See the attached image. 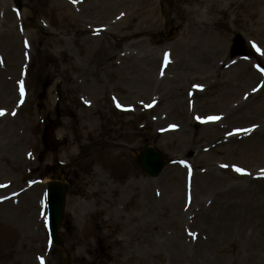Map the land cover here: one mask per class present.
<instances>
[{
	"label": "rangeland",
	"instance_id": "rangeland-1",
	"mask_svg": "<svg viewBox=\"0 0 264 264\" xmlns=\"http://www.w3.org/2000/svg\"><path fill=\"white\" fill-rule=\"evenodd\" d=\"M111 1L100 12L81 17L63 2L50 7L21 0V18L28 29L23 31V47L30 61L20 74L8 64L5 72L0 68V89L3 84L13 87L8 100L0 99L4 113L0 115V194L13 192L1 199H9L14 210L11 222L0 219V264H23L34 258V264L41 260L43 264H264V75L257 68L264 66V44L252 41L247 46V39L259 34L228 23L223 52L227 62L220 66L221 76L196 69L174 76V66L167 71H150L146 66L149 57L161 66L160 58L169 52L174 61L184 55L181 27L163 17L157 29L118 44L111 67L120 70L108 74L104 69L108 64L101 65L100 58L104 43L75 39L64 26L67 19L79 17L99 21L103 27L114 16L108 12L114 6ZM180 1L157 0L156 6L173 10L174 18L175 9L187 7ZM256 2H262L257 14L252 19L246 14L243 20L264 17V0ZM220 7L226 8V3ZM193 11L205 14L206 9L193 7ZM222 15L204 17L217 33L223 28L214 23L222 21ZM97 28L93 26L91 33L87 28V34L94 35ZM236 36L242 46L234 52ZM106 41L113 45V39ZM3 48L0 44V57L5 56ZM123 54L140 58L143 64L132 73L120 61ZM238 59L244 62L236 68L239 76L226 75L231 70L235 74L234 67H225ZM248 77L253 81L238 90L236 82ZM142 79L150 85L154 82L152 89L142 90ZM217 81H229V93ZM144 97L148 103L143 105ZM178 98L187 105L176 106ZM117 101L123 105H113ZM232 109L241 113L232 124L226 122L228 132L223 127L225 134L210 137L211 130L201 124L204 118H223ZM157 117L166 132L154 137ZM214 124L217 131L224 125ZM248 128L255 131L249 140L243 133L232 137ZM146 147L170 160L157 178L143 174L134 162L133 153ZM26 156L31 163L25 162ZM113 171L121 172L117 177L127 172L133 176L120 184L112 180ZM51 178L69 184L60 229L65 252L50 245L46 230L43 182ZM24 192L39 193L32 206L18 197ZM99 195L105 200L100 205L95 202ZM229 201L245 205L250 216L252 211L257 214L242 229L245 236L232 234L211 241L201 216L216 217V205ZM27 233L34 238L21 244ZM199 245H206V250H199Z\"/></svg>",
	"mask_w": 264,
	"mask_h": 264
},
{
	"label": "bare ground",
	"instance_id": "bare-ground-1",
	"mask_svg": "<svg viewBox=\"0 0 264 264\" xmlns=\"http://www.w3.org/2000/svg\"><path fill=\"white\" fill-rule=\"evenodd\" d=\"M40 1L47 3L50 7H54L63 2L65 5H69L70 8L77 10L81 17L86 16V14L92 15L95 11L100 12L99 10L104 4H107L108 6L110 5L109 0H36V3ZM156 1L157 0H112L111 2H113L114 6L111 8L112 10L109 9L108 12L110 13L113 11V18L107 21V23L103 25V29L97 30L94 35H88V29L91 33L93 26L101 28L99 21H85L79 17L67 19V22L64 26V31L73 32L75 34V39L82 37L86 43H104L100 57L102 64H100H108L107 66H104V69L108 74H112V71L117 72L120 70L111 67L113 66L111 61L116 57L115 53L117 52L118 44L128 39H134L136 36L142 33L151 32L157 29L161 25L163 17L167 18L169 21H175V23L181 27L180 45L184 50V55L179 60H175L173 63H168V65L166 64L165 66H159V62H156L155 57H149L147 59L146 66L150 71L154 69L157 71L159 68L163 69V71H167L169 68L174 66L176 70L175 73L173 72L174 76H179L180 73H185L186 69L191 71L193 69L202 70L204 73L214 71L215 76H221L220 66L224 67V63L227 62L223 52L226 51L225 47L228 43V23H232L233 26H237L239 29L248 34H259V36H253L251 39L248 38L247 46L251 45L252 41L257 46L264 44V17L259 15L256 21L251 20L252 17H254V13L257 14V6L261 5L262 2L255 3V0H181L180 2L185 4L187 7L184 9H175V17L173 18L171 16L173 10L165 9L162 6H156ZM85 2H87V4H85ZM0 3L2 6L0 9V44L3 45L5 52V56L0 57V68L2 72H5L6 65L8 64L12 69L11 71L15 70L20 74L24 63L30 61V57L23 47V31L25 33L28 29L26 23H24V19H17L15 14L12 13L9 0H1ZM223 3H226V8L220 7V5ZM193 7H205L206 12L205 14H199V11H193ZM208 14L213 16L223 14L222 16L224 19L222 21L215 23L214 21L212 22L214 24H220V26L223 28L221 31H219V33L215 32L211 28L210 24L205 21L204 17H206ZM246 14H248L251 19L248 18L249 20H243L241 18ZM22 16L24 18V13H22ZM209 21L211 22V20ZM253 26L255 29H252ZM106 38L113 39V45L110 46L107 44ZM52 42L57 43L59 41L57 39L53 40ZM120 61L122 65L132 73H134L139 65L141 66V64H143V61L140 60V58L132 55L127 57L123 56V58H120ZM242 64L244 65V62L240 59H238L236 62H232V64L228 65L227 68L225 67V69L230 70L234 67L233 70L235 71V74H233L231 70L230 72H226V75L229 74L239 76L236 68ZM143 79H147L149 81V78L143 77ZM143 79L142 82L144 85L141 87V89L148 90L149 86L151 87L150 89H152L154 82L152 85H150L149 82ZM252 81L253 80L248 77L242 82L237 81V85H235V87L238 88V90H241L242 88L249 86ZM217 83L219 86H223L225 89H227L231 84L229 81H217ZM3 87L4 88L0 89V99H2V102L8 100L13 93V87L11 86V83L8 85L3 84ZM227 91L229 93V89H227ZM145 94L146 92L144 95ZM246 96L250 98L252 94H247ZM144 99H146V97L142 99L143 105L148 103V101L144 102ZM179 99L180 98L176 99L177 103L174 101L176 106L182 108V105L179 104L187 105L186 101L183 102V100L180 101ZM194 99L197 100V97H194ZM115 103L117 105H123L120 101ZM244 107L240 109H243ZM240 109L228 110V114L225 117L221 118L219 121H216V123L218 122L217 125L220 123L224 124L219 126V131L215 129V124L206 125V129H208V131L211 130L210 132H213V134H210V132L207 134H209L211 137L212 135H216L218 132H220L222 135L225 134L224 131L227 133L228 128L226 122H228V124H232L231 122L234 121L235 116L241 113V111L239 112ZM160 122L161 121L158 117L155 118L154 123L156 127L154 133L152 134L154 137L161 136V134L166 132L165 126L160 124ZM254 134L255 131L253 132L250 130V132L246 134L247 137H249L247 140H249ZM261 138V143H263L264 134H261ZM25 162L31 163L29 157H25ZM17 164V166H19L22 163L18 160ZM115 174H121V172L113 171L112 173V180L120 184H123L128 178L133 176L131 172L124 173L121 175V177H117ZM4 190L7 191L6 188H4ZM0 193H3V191H0ZM3 195L4 194H0V196ZM38 196L39 193L37 194L34 192H24L18 195V197H22L23 200H26L30 206H32L35 202L34 198H37ZM85 197L91 198L90 194H85ZM86 201L89 202L90 200ZM104 201L105 200L101 195H99V197L95 200L98 205L102 204ZM74 202L78 210L80 208L79 203L76 201ZM230 202L231 201H229V203L225 202L222 206L216 205V208L219 209L216 217L210 218V216L206 214L201 216V221H203L206 225V229L204 231L208 234V238L211 241H215L220 237L227 238L232 234L236 236L238 235V237L245 236L242 229L246 227L245 225L250 223V220H253L252 217H255L257 214L255 211H252L250 216L251 210H249L247 207H243L245 205ZM0 210H3L0 215V219L11 222L9 221V216L12 215L14 210L9 199L0 200ZM37 214L38 210L36 212V215ZM215 228L216 230H213ZM25 238L30 240L34 238V235L29 233L24 235L21 244L25 242ZM206 248V245H199V250L205 251ZM34 262L35 258L23 261V264H34Z\"/></svg>",
	"mask_w": 264,
	"mask_h": 264
},
{
	"label": "water",
	"instance_id": "water-1",
	"mask_svg": "<svg viewBox=\"0 0 264 264\" xmlns=\"http://www.w3.org/2000/svg\"><path fill=\"white\" fill-rule=\"evenodd\" d=\"M137 162L142 170L151 176L158 174L163 165L161 156L155 154L151 149H147L141 153V156L137 158ZM65 191L66 188L58 184L49 186L50 228L55 244H59L57 230L63 216L62 210Z\"/></svg>",
	"mask_w": 264,
	"mask_h": 264
},
{
	"label": "snow or ice",
	"instance_id": "snow-or-ice-1",
	"mask_svg": "<svg viewBox=\"0 0 264 264\" xmlns=\"http://www.w3.org/2000/svg\"><path fill=\"white\" fill-rule=\"evenodd\" d=\"M252 47H253V48L255 49V51H257L258 53L260 52V49L257 48L255 44H253ZM166 55H167V54H166ZM259 70H260V69H258V71H259ZM20 94H21V96L23 97V95H24V89H23V87H21V89H20ZM118 106H119V105H118ZM3 114H4V113H3L2 111H0V115H3ZM219 119H221V118L218 117V116H211V117H208V120H209V121H216V120H219ZM248 131H250V129H249ZM229 135H231V133H229ZM221 167H226V165H221ZM235 171L240 172L241 174H244V173H242V170L239 169V168H236ZM41 264H43V260H41Z\"/></svg>",
	"mask_w": 264,
	"mask_h": 264
}]
</instances>
